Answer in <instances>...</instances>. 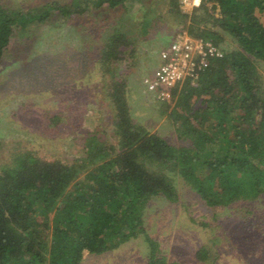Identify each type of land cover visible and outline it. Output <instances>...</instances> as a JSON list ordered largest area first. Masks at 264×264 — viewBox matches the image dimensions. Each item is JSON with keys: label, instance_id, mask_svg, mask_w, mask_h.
<instances>
[{"label": "trees", "instance_id": "16d2710c", "mask_svg": "<svg viewBox=\"0 0 264 264\" xmlns=\"http://www.w3.org/2000/svg\"><path fill=\"white\" fill-rule=\"evenodd\" d=\"M135 1L144 7L140 24L148 32L159 14L143 0L0 6V65L13 38L34 23L53 14L63 21L82 16L91 6L128 9ZM167 5L169 15L185 23L180 0ZM216 8V25L237 48L214 59L196 85L187 81L175 88L162 106L161 114L184 140L179 146L133 120L121 62L133 57L135 41L119 22L110 29L98 62L113 104L117 144L90 134L78 162L43 159L27 150L0 170V264H81L85 252L101 255L139 236L148 248L145 264H168L144 216L156 196L178 201L177 177L212 207L264 195V90L256 65L264 61V0H200L191 18L201 23ZM191 33L223 40L207 27ZM197 257L206 260L208 250L201 247Z\"/></svg>", "mask_w": 264, "mask_h": 264}, {"label": "rangeland", "instance_id": "374dc122", "mask_svg": "<svg viewBox=\"0 0 264 264\" xmlns=\"http://www.w3.org/2000/svg\"><path fill=\"white\" fill-rule=\"evenodd\" d=\"M50 1L0 0V6L26 10ZM143 1L159 14L148 32L140 24L144 7L135 1L128 9L91 6L85 15L64 21L53 14L13 38L0 65V170L27 150L43 159L78 162L90 134L117 144L113 104L98 59L105 37L118 22L135 41L133 57L121 62L133 120L172 144H184L171 119L161 114L166 103L142 92L144 77L154 74L161 49L181 30L196 34L211 28L221 35L218 44L226 52L237 48V43L216 25L219 8L211 9L203 22L194 23L191 17L200 2L180 0L188 13L181 24L167 12L168 0ZM260 16L264 21V15ZM192 25L195 28L190 30ZM256 65L264 90V61L257 60ZM175 182L178 201L156 196L144 216L147 231L159 242L168 264H264V195L212 207L182 178ZM201 247L208 250L206 260L197 257ZM147 255L145 238L139 236L101 255L85 252L81 264H145Z\"/></svg>", "mask_w": 264, "mask_h": 264}, {"label": "built area", "instance_id": "2783aa9c", "mask_svg": "<svg viewBox=\"0 0 264 264\" xmlns=\"http://www.w3.org/2000/svg\"><path fill=\"white\" fill-rule=\"evenodd\" d=\"M199 2L193 0L194 4ZM225 53V48L213 40L181 30L161 49L160 64L153 75L144 77L142 92L159 101L170 102L175 88H180L187 81L196 85L211 62L222 58Z\"/></svg>", "mask_w": 264, "mask_h": 264}]
</instances>
